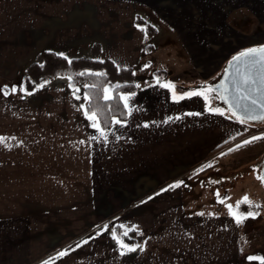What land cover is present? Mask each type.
I'll use <instances>...</instances> for the list:
<instances>
[{
  "label": "crops",
  "instance_id": "obj_1",
  "mask_svg": "<svg viewBox=\"0 0 264 264\" xmlns=\"http://www.w3.org/2000/svg\"><path fill=\"white\" fill-rule=\"evenodd\" d=\"M136 15L159 29L152 51ZM95 43L102 58L133 67L140 85L122 94L128 117L103 130L106 140L66 79L31 94L19 84L38 52L75 55ZM261 46L264 0H0V264H262L264 209L232 202L241 187L262 185L264 144L222 157L258 128L215 98L175 102L153 76L166 71L159 79L177 94L196 91L185 88ZM242 165L244 178L224 175ZM228 204L257 214L237 224ZM116 226L134 242L122 243Z\"/></svg>",
  "mask_w": 264,
  "mask_h": 264
},
{
  "label": "trees",
  "instance_id": "obj_2",
  "mask_svg": "<svg viewBox=\"0 0 264 264\" xmlns=\"http://www.w3.org/2000/svg\"><path fill=\"white\" fill-rule=\"evenodd\" d=\"M134 23L144 29L148 39L152 40L158 35L156 27L139 15L135 16ZM154 45L149 41L144 50L152 51ZM100 45L91 44L88 50L75 55H64L52 51H40L26 63L19 73V84L25 94H31L40 85H47L56 78H65L68 85H73L71 89L79 88L80 91L75 97H84L87 94L90 100H85L84 111H96L97 119L102 130L110 129L115 123L114 120L124 122L128 117V110L124 107V102L120 99L122 94L135 93L138 88L135 69L133 67L122 66L109 58H101ZM105 73L104 76H96L93 73ZM84 73V75H80ZM154 77L164 78L166 72L157 70ZM71 77V80L68 79ZM220 77L210 81L196 84L194 87L185 89H200L201 85L215 86L219 83ZM96 85V87H91ZM111 86L112 99L103 100V88ZM216 97V93H213ZM223 104L221 99L215 98ZM225 105V104H223ZM245 205L239 206L243 210ZM115 236L124 244H131L134 238L125 235L119 227H114Z\"/></svg>",
  "mask_w": 264,
  "mask_h": 264
},
{
  "label": "snow or ice",
  "instance_id": "obj_3",
  "mask_svg": "<svg viewBox=\"0 0 264 264\" xmlns=\"http://www.w3.org/2000/svg\"><path fill=\"white\" fill-rule=\"evenodd\" d=\"M144 29H142L143 31ZM247 58V59H246ZM244 61L245 67L244 70H241V68L236 67L237 64H239L241 61ZM229 68H235V73L232 75V78L230 80L231 84V91H229L228 85L221 81V83L211 86V85H201L199 90L196 91H188L184 92L182 94H177L176 92V86L171 82H165L162 83L159 78H157L156 83L162 87L169 89L172 92V99L175 102H179L181 100H184L186 98H192V97H203L204 101L207 103L210 99L209 94L216 93V97L218 99H221L224 101L225 104L228 105L227 111L231 114V117H234L240 124H245L248 121H262L264 122V46L261 47H253L249 48L245 51H242L239 53V55L233 56L232 60L229 62ZM96 76H104L105 73H93ZM80 75H84V73H80ZM225 75H228V70H225ZM69 80H71V77H68ZM40 87H44V85H40ZM69 87H73V85H69ZM91 87H96V85H92ZM137 88L140 87L139 84L136 85ZM12 91H16L15 88L12 89ZM80 91L79 88H74L73 94L75 95ZM256 93L259 95L257 96ZM130 95H135V93H131ZM77 99L80 97L77 96ZM103 100L109 101L112 99L111 95V88L110 87H104L103 88ZM84 100H90V97L85 94L83 97ZM120 99L124 102V107L128 108V100L130 99L129 95H121ZM257 108H259V111H257ZM209 110L215 114H218L220 116L225 115V109L216 107V108H209ZM130 114V112H129ZM85 117L92 121L91 127L94 129H97L100 131V136L104 137L105 140L107 139V136L105 132L101 129L100 123L97 119V112L96 111H90L85 110L84 111ZM188 115H200V113H188ZM171 119V118H169ZM176 119H179L177 117ZM167 121H165L166 123ZM114 123L121 124L120 120H114ZM145 127H148V125H144ZM264 137L260 136H253L251 140H245L243 142L244 145L250 144L255 140L262 139ZM5 137L0 136V144H3L5 142ZM91 139L95 140L96 137L93 136ZM83 143V141H81ZM243 145H237V149L242 147ZM235 149H229V151H234ZM206 167H212V164L206 165ZM204 169L201 168L199 171H203ZM258 179H260L262 182H264V175L258 176ZM180 184H174L170 185V188H176L179 187ZM167 189H165L166 191ZM216 196L219 197V192L216 193ZM225 201L223 199L219 200V203L223 204ZM241 203H249V198L247 196L243 197L241 201L237 202L236 207L239 208ZM229 209L230 215H233L235 217L236 223L240 224L245 219L249 217H254L257 213H253L251 211L247 212V214H240L237 215L235 212L232 211L233 206L231 204L227 205ZM255 207H259V205H256ZM198 215H203V213H198ZM125 235L127 233L125 232ZM87 243V241H84ZM79 246V245H77ZM121 247L127 248L129 252L136 251V248L134 247H128L127 245H124L121 243ZM66 253L61 252L59 255L64 256ZM249 260L256 259L255 257H248ZM44 264H49L48 261H45ZM264 264V262H262Z\"/></svg>",
  "mask_w": 264,
  "mask_h": 264
},
{
  "label": "rangeland",
  "instance_id": "obj_4",
  "mask_svg": "<svg viewBox=\"0 0 264 264\" xmlns=\"http://www.w3.org/2000/svg\"><path fill=\"white\" fill-rule=\"evenodd\" d=\"M150 23H152V22H150ZM154 25V24H153ZM155 26V25H154ZM156 27V29L158 30V33H159V29L157 28V26H155ZM149 41H151L152 43H153V45H154V43H155V38H153L152 40H150V39H148V41H147V43L149 42ZM236 55H238V54H235V56ZM101 57V56H100ZM102 58V57H101ZM157 71V70H156ZM166 72V71H165ZM166 77H167V72H166ZM57 79H65V78H57ZM210 80H212L211 78H209V79H207V81H210ZM206 81V82H207ZM108 87H110L111 88V86H108ZM73 91V90H72ZM74 92V91H73ZM210 98L212 99H214L215 98V96H214V94L213 93H211V95H210ZM80 100H81V104H82V106H84V103H85V100L83 99V97L82 98H79ZM214 102V101H213ZM245 126H254V127H256V128H258V131L257 132H250L249 134L247 133L246 134V137L243 139V140H241L240 142H238V143H236L232 148H230V149H235L234 151H227V152H225L224 154H223V158H226V159H228V158H232L233 156H239V155H241V154H243V153H241V152H243L244 150H248V149H250V148H252V149H257V148H260L261 147V145H263L264 144V138H262V139H259V140H255V141H253L252 143H250V144H247V145H244L243 144V142L245 141V140H251L252 139V137L253 136H260V137H264V122H247V123H245ZM228 144V142L226 143V145ZM237 145H243L242 147H240V148H238L237 149ZM234 152H236V153H234ZM233 153V154H232ZM232 154V155H231ZM261 158V157H260ZM259 163V162H258ZM260 167H258V169H259ZM246 173H248V171H247V165H242L241 167H239L237 170H236V172L235 173H233L232 171H229V172H227V173H224V175H226V177H228V178H230L231 176H232V174H237L238 176H240V177H242V178H244V176L246 175ZM236 176V175H235ZM259 176V175H258ZM257 176V177H258ZM226 184L225 185H229V183H232V182H230V181H228V179H226V182H225ZM248 190V191H247ZM246 192H251V198H250V204H254V205H262V207H263V209H264V187L260 184V182H257V183H255V182H251V185L250 186H248V185H245L244 187H241V192H240V194H239V198L237 197V198H235V201L234 202H232L233 204H235V205H237V202L238 201H241L242 200V198H243V196H242V194H246ZM260 216H264V211H263V213L260 215ZM260 218H264V217H260ZM258 222H262V221H258ZM260 227V231L262 232L263 231V226L261 225V226H259ZM114 230V229H113ZM122 231V230H121Z\"/></svg>",
  "mask_w": 264,
  "mask_h": 264
},
{
  "label": "water",
  "instance_id": "obj_5",
  "mask_svg": "<svg viewBox=\"0 0 264 264\" xmlns=\"http://www.w3.org/2000/svg\"><path fill=\"white\" fill-rule=\"evenodd\" d=\"M239 55V54H238ZM247 59V58H246ZM232 60V59H231ZM230 60V61H231ZM229 61V62H230ZM229 62H228V64L226 65V67L224 68V70H223V73H222V75H221V78H220V81H219V83H221V81H224L227 85H228V87H229V91H231V84H230V80H231V78H232V75L235 73V68H229ZM236 67H239V68H241V70H244V67H245V64H244V61L242 60L239 64H237L236 65ZM228 70V75L226 76L225 75V70ZM218 83V84H219ZM256 95L258 96L259 94L258 93H256ZM223 101V100H222ZM223 103H224V101H223ZM225 104V103H224ZM225 106H226V108H228V105L227 104H225ZM257 111H259V108H257ZM248 122H262V121H248ZM262 175H264V154H263V156H262V158H261V160H260V168H259V176H262ZM261 183H262V185H263V187H264V182H262L261 181Z\"/></svg>",
  "mask_w": 264,
  "mask_h": 264
}]
</instances>
